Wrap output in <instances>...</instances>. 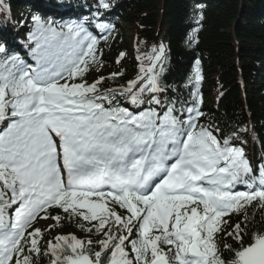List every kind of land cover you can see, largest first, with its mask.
Wrapping results in <instances>:
<instances>
[{"label": "snow or ice", "instance_id": "6c2138e0", "mask_svg": "<svg viewBox=\"0 0 264 264\" xmlns=\"http://www.w3.org/2000/svg\"><path fill=\"white\" fill-rule=\"evenodd\" d=\"M112 7L32 14L33 62L0 45V264H264V169L237 146L248 129L202 122L197 91L170 96L163 44L104 88L123 76L100 74ZM64 221L77 231L51 236Z\"/></svg>", "mask_w": 264, "mask_h": 264}, {"label": "trees", "instance_id": "16d2710c", "mask_svg": "<svg viewBox=\"0 0 264 264\" xmlns=\"http://www.w3.org/2000/svg\"><path fill=\"white\" fill-rule=\"evenodd\" d=\"M4 3L10 11L0 15V45L12 55L21 51L17 42L27 40L29 30L17 22L28 21L30 27L32 14L45 15L49 9L66 11V18L92 17L97 0ZM100 12V19L115 26L110 47L105 46L103 52L110 59L120 52L132 56L127 66L109 71L110 75L123 70V76L109 80L104 88L118 89L134 78L139 68L137 57L144 59L145 53L163 44L167 56L163 82L169 95L190 101L199 61L202 122L225 132L247 128L241 133L245 142L237 146L243 147L257 170L259 164L260 170L264 168V0H116L110 10ZM14 15L19 20H14ZM109 58L103 55L107 69ZM44 237L51 238L48 233Z\"/></svg>", "mask_w": 264, "mask_h": 264}, {"label": "rangeland", "instance_id": "374dc122", "mask_svg": "<svg viewBox=\"0 0 264 264\" xmlns=\"http://www.w3.org/2000/svg\"><path fill=\"white\" fill-rule=\"evenodd\" d=\"M115 0H110L111 3H114ZM57 17V16H56ZM28 25H25V27H27ZM95 28V26H94ZM96 29V28H95ZM99 32V30H98ZM103 50L105 51L106 49L103 48ZM105 57L106 58H109L105 53H104ZM118 56V55H117ZM117 56L115 57H112L110 60H109V63H110V67L107 69L105 66L103 67L102 69V72L100 74L102 75H109V71H114L118 66H121V67H124V66H127V62L131 59L130 57V54L129 53H126V56L125 58L122 60L121 64L117 65L116 64V58ZM117 71V70H116ZM118 72V71H117ZM97 73L93 72L92 73V76L89 77V80L91 81L92 79H94L96 77ZM49 223H54L52 221H49ZM38 226H42V227H47L46 224H41V225H38ZM59 232H63V233H67L65 232L62 228H56V229H53L52 230V236H55L56 234H58Z\"/></svg>", "mask_w": 264, "mask_h": 264}, {"label": "bare ground", "instance_id": "6f19581e", "mask_svg": "<svg viewBox=\"0 0 264 264\" xmlns=\"http://www.w3.org/2000/svg\"><path fill=\"white\" fill-rule=\"evenodd\" d=\"M82 16H80V18H81ZM13 19L14 20H19L18 18H17V16L16 15H14V17H13ZM91 30V29H90ZM92 31V30H91ZM93 33L94 34H97V35H99V32L98 31H93ZM195 59H196V57H194ZM197 74L195 73L194 74V79H193V86H194V89H195V91H197L198 92V89H199V86H200V82H201V80L199 81V83L198 84H196V82H195V76H196ZM200 75V74H199ZM201 76V75H200ZM163 78V77H162ZM163 81H164V79H163ZM240 93L242 94L243 93V90H240ZM222 94H223V92H221V94L219 95V97L220 98H222ZM197 99L199 100V101H201V98H200V96L198 95L197 96ZM192 100V95H191V98H190V101ZM199 107L201 108L202 107V101H201V103L199 104ZM249 149H250V147H249ZM251 159H253V156L251 155ZM259 165H261V164H259ZM258 165V170H257V172H256V174L257 175H259V171H260V166ZM244 189V187L243 186H238V188H237V190H243ZM62 229L65 231V232H72V231H77L75 228H74V226L72 225V224H70V223H68L67 221H64L63 222V227H62ZM79 234V233H78ZM51 236H52V234H51ZM50 236V237H51Z\"/></svg>", "mask_w": 264, "mask_h": 264}]
</instances>
